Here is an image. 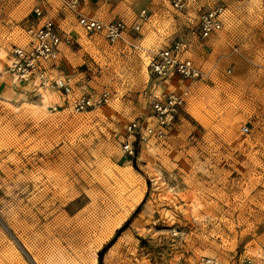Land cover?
<instances>
[{
    "label": "rangeland",
    "instance_id": "1",
    "mask_svg": "<svg viewBox=\"0 0 264 264\" xmlns=\"http://www.w3.org/2000/svg\"><path fill=\"white\" fill-rule=\"evenodd\" d=\"M48 1L59 23L62 1ZM184 1L116 0L128 29L114 43L72 14L62 47L83 76L69 102L52 89L41 105L0 96V264H264V0ZM218 5L222 26L202 40L199 15ZM174 40L202 75L166 134L127 156V123L179 87L147 71L151 51ZM24 42L0 31V70ZM103 87L107 102L72 110Z\"/></svg>",
    "mask_w": 264,
    "mask_h": 264
},
{
    "label": "built area",
    "instance_id": "2",
    "mask_svg": "<svg viewBox=\"0 0 264 264\" xmlns=\"http://www.w3.org/2000/svg\"><path fill=\"white\" fill-rule=\"evenodd\" d=\"M77 16V24L87 32H99L105 39L114 43L122 40L128 29V25L121 19H112L103 22L97 18L80 14L78 7L80 0H61ZM4 0H0V3ZM172 6L177 10L185 7L184 0H170ZM34 22L25 29V42L21 45H13L10 58L6 64V71L16 79L29 81L36 79L41 86L57 88L63 95L73 90L76 83L72 74H61L57 77L49 76V72L55 69L53 56L60 45H68L72 41L71 35L60 30L50 14L48 0H38L31 9ZM147 18L146 9L137 13V19L132 28L138 31L141 22ZM223 23V7L221 5L211 7L200 13L198 18V35L200 39H206L218 31ZM185 43L174 40L160 48L154 49L148 56L147 71L155 79L175 78L180 82L175 91H168L162 97L151 102L150 114L145 118L131 120L127 123L122 140V150L127 156L133 157L139 142L149 138H162L179 110L185 105L189 93L190 83L202 75L200 67L187 54ZM110 92L103 87L97 94L81 92L71 102L74 111H84L108 101ZM58 105L54 104L52 109ZM60 106V105H59ZM247 131L246 126H242ZM264 247V246H262ZM245 264H255L250 258Z\"/></svg>",
    "mask_w": 264,
    "mask_h": 264
},
{
    "label": "crops",
    "instance_id": "3",
    "mask_svg": "<svg viewBox=\"0 0 264 264\" xmlns=\"http://www.w3.org/2000/svg\"><path fill=\"white\" fill-rule=\"evenodd\" d=\"M37 3L38 0H4V2L0 3V31L4 32L5 35H8L9 33L14 32L16 30H22L25 41V29L27 26L34 22L31 9L33 5ZM116 4V0H80L78 11L80 14L87 15L89 17H94L103 22H106L107 20L110 21L113 19V17H115V14L117 13L115 8ZM62 7L63 8L61 13L63 14V17L60 21H58L59 23H55L59 26L61 31L71 35L73 41L74 37L72 35V32L71 30H68L70 25L68 24V27L61 28L60 22L62 23L66 22L67 20H71L70 16L74 13L71 12L67 7H64L63 3ZM52 10L53 8L50 5L51 15ZM62 45H60L59 49L55 52L53 56V63L55 64V69L49 72V76L57 77L60 76L62 73L72 74L74 76V79L76 80V83L73 85V88H79L81 86L78 85V81L83 76V72L76 69H70V67L72 66H70L69 58L64 52V47H62ZM9 58L7 60H9ZM36 83H38L36 79L22 81L16 79L15 77H13V75L7 73V71L0 70L1 97L15 99V97L23 95L35 100L36 102H38L39 105H41L42 102L45 104L48 103L50 99L42 101V99L40 98ZM42 87L50 88V90L52 89L58 95V101L62 102V104L69 102L67 98L68 94L63 95L60 90L54 87L45 85ZM56 103L58 104V102ZM58 105H61V103Z\"/></svg>",
    "mask_w": 264,
    "mask_h": 264
},
{
    "label": "bare ground",
    "instance_id": "4",
    "mask_svg": "<svg viewBox=\"0 0 264 264\" xmlns=\"http://www.w3.org/2000/svg\"><path fill=\"white\" fill-rule=\"evenodd\" d=\"M36 86L38 87L37 90H38L39 96H40V98L42 99V101L52 99L51 97H52V95H54V94H52L50 88L42 87L41 85L39 86L37 83H36ZM37 87H36V88H37ZM53 92H54V91H53ZM53 97H54V96H53ZM49 103H50V100H49ZM143 149H144L146 152L149 151V149H148V147H147L146 144L143 145Z\"/></svg>",
    "mask_w": 264,
    "mask_h": 264
}]
</instances>
